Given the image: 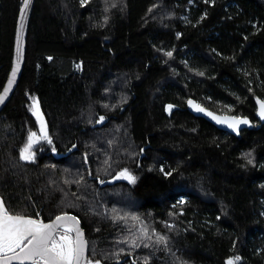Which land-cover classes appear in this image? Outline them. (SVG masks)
<instances>
[{
	"label": "trees",
	"instance_id": "trees-1",
	"mask_svg": "<svg viewBox=\"0 0 264 264\" xmlns=\"http://www.w3.org/2000/svg\"><path fill=\"white\" fill-rule=\"evenodd\" d=\"M21 5L0 0V90ZM189 97L253 127L221 130ZM33 98L52 143L24 161ZM262 99L264 0H36L0 113V195L16 214H76L92 261L264 264ZM125 169L135 183L114 179Z\"/></svg>",
	"mask_w": 264,
	"mask_h": 264
},
{
	"label": "snow or ice",
	"instance_id": "snow-or-ice-1",
	"mask_svg": "<svg viewBox=\"0 0 264 264\" xmlns=\"http://www.w3.org/2000/svg\"><path fill=\"white\" fill-rule=\"evenodd\" d=\"M88 0H81V5L87 4ZM23 7L21 8V34L18 35L17 53H20V44L22 41V32L24 29L23 20L26 17V10L30 4V0H22ZM167 56L171 57L172 52H167ZM51 59V58H49ZM79 67V65H77ZM19 69V60L16 68L13 70L12 78L9 80L7 87L4 88L3 94H0V103H3L7 97L12 84L16 78V72ZM189 105L198 112H205L201 105L195 101L189 100ZM174 106L168 105L170 112ZM31 110L36 115L39 121V135L37 132H30L27 142L20 150L21 159L24 161H32L35 158L33 147L41 141L52 143L51 137L48 134L46 122L43 114L40 112L39 101L33 98ZM218 123L226 124L237 133L240 125H248L250 121L247 118L236 116L219 117L208 112ZM258 115L264 120V100L258 101ZM101 120L104 118L101 117ZM55 149H53L54 151ZM250 153L245 154L246 157ZM248 163H252L249 159ZM163 171V169H161ZM170 176L171 172L164 173ZM121 175H126V178L132 183H135V177L127 174L125 169ZM79 221L76 217L70 216L67 213L57 216L50 223H45L42 219L31 218L22 215L11 214L0 198V264H25L30 261L31 264H100V261H92L85 257L86 241L83 240V234L78 227ZM145 235L147 230L145 229ZM73 232L75 236H73ZM160 242L166 243L164 237H159ZM135 243V241H133ZM240 257L230 258L226 264H236Z\"/></svg>",
	"mask_w": 264,
	"mask_h": 264
},
{
	"label": "water",
	"instance_id": "water-1",
	"mask_svg": "<svg viewBox=\"0 0 264 264\" xmlns=\"http://www.w3.org/2000/svg\"><path fill=\"white\" fill-rule=\"evenodd\" d=\"M35 2H36V0H30V4L28 6V9L26 10V17L23 20L24 29H23V32H22V41H21V44H20L21 50H20L19 56H18V53H17V42H18V35L21 34V29H20L21 18H20V14H21V8L23 7V3L21 5V8H20V11H19V14H18L17 23H16V29H15L14 48H13V56H12L11 67H10L8 76L6 78V81H5L2 89L0 90V94H3L4 88L7 87L9 80H11L13 70L16 68V65H17L18 60H19V69L16 72L15 81L12 84V87H11L10 91L8 92L7 97L4 99L3 103H0V113L4 110V108L7 106V104L9 103V101L11 100V98L13 97V95H14V93H15V91H16V89H17V87H18V85H19V83L21 81L22 75H23V71H24V67H25V63H26L28 30H29L30 20H31L32 12H33V9H34V6H35ZM189 100L195 101L197 104L201 105L204 109H206V111L205 112H198V111H196L194 108H192L189 105V103H188ZM262 100H264V99H262ZM186 108L194 116L202 117V118L206 119L207 121H209L210 123H212L213 125H215L217 128H219L221 130H224L226 132H229V133H231L233 135L240 134V132L243 129H246V128L250 129V128H252L253 127V124H254L253 120L249 116H241V115H235V114H231V113H220V112H217V111H215V110H213V109H211V108L203 105L202 103H200L194 97H189L187 99V101H186ZM40 112H41V110H40ZM208 112H211V113H213V115L219 116V117L236 116V117H241V118H247L250 121V123L248 125H240L239 132L237 133L232 128L228 127L226 124L218 123L211 116L207 115ZM256 117L262 123H264V120H262L259 117V115H258V104H257ZM65 213H67L70 216H74V217H76L78 219V221H79L78 227H79V229L81 230V232L83 234V240L87 242L86 243V250H85V257L88 259L89 243H88L86 231H85L84 227L82 226L81 220L79 219V217L76 214H74L72 212H65ZM65 213L58 214L55 217H53L52 219H50V220H45L41 216V213H39L35 217L34 216H28V215H22V214H13V215H22V216L31 217V218H34V219L39 218V219H42L45 223H50L53 220H55V218L57 216L63 215ZM74 236H75V233H74ZM17 264H18V262H17ZM25 264H31V262L28 261V262H25ZM82 264H83V261H82ZM100 264H105V263H103L102 261H100Z\"/></svg>",
	"mask_w": 264,
	"mask_h": 264
},
{
	"label": "rangeland",
	"instance_id": "rangeland-1",
	"mask_svg": "<svg viewBox=\"0 0 264 264\" xmlns=\"http://www.w3.org/2000/svg\"><path fill=\"white\" fill-rule=\"evenodd\" d=\"M37 134L39 135V133H37ZM123 172H124V171L118 173V174L115 176L114 179H124V180H128V179L126 178V175H121V173H123ZM127 174H131V175L133 176V174H132L131 172H129L128 170H127ZM128 181H130V180H128Z\"/></svg>",
	"mask_w": 264,
	"mask_h": 264
},
{
	"label": "flooded vegetation",
	"instance_id": "flooded-vegetation-1",
	"mask_svg": "<svg viewBox=\"0 0 264 264\" xmlns=\"http://www.w3.org/2000/svg\"><path fill=\"white\" fill-rule=\"evenodd\" d=\"M0 198H2V196L0 195ZM3 199V198H2ZM4 201V200H3ZM4 204H5V202H4ZM5 206H6V204H5ZM7 207V206H6ZM8 209V208H7ZM8 211H9V209H8ZM11 214H16V213H13V212H11V211H9ZM35 217V216H34ZM73 236H74V232H73Z\"/></svg>",
	"mask_w": 264,
	"mask_h": 264
}]
</instances>
